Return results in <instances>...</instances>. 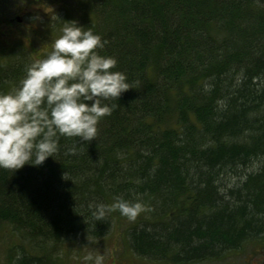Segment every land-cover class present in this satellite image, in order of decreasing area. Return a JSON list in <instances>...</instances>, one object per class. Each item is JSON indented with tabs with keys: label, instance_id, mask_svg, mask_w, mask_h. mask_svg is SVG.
Masks as SVG:
<instances>
[{
	"label": "trees",
	"instance_id": "obj_1",
	"mask_svg": "<svg viewBox=\"0 0 264 264\" xmlns=\"http://www.w3.org/2000/svg\"><path fill=\"white\" fill-rule=\"evenodd\" d=\"M72 1L65 19L100 34L97 51L130 87L104 101L115 107L94 138L60 135L42 164L0 167V223L19 235L8 264H56L64 240L104 236L122 214L97 218L95 205L116 198L141 204L125 236L155 262L217 259L262 238L264 164L241 171L264 156V0ZM27 65L0 62V92ZM228 174L244 179L230 187Z\"/></svg>",
	"mask_w": 264,
	"mask_h": 264
},
{
	"label": "clouds",
	"instance_id": "obj_2",
	"mask_svg": "<svg viewBox=\"0 0 264 264\" xmlns=\"http://www.w3.org/2000/svg\"><path fill=\"white\" fill-rule=\"evenodd\" d=\"M64 21L51 51L26 66L18 87L0 92V167L42 164L58 150L60 135L94 138L98 120L115 107L104 101L130 87L126 74L113 70L116 58L97 51L106 42L100 34ZM113 208L132 218L141 204L116 198L111 205L97 203L93 215L103 217ZM103 262L99 253L93 264Z\"/></svg>",
	"mask_w": 264,
	"mask_h": 264
},
{
	"label": "rangeland",
	"instance_id": "obj_3",
	"mask_svg": "<svg viewBox=\"0 0 264 264\" xmlns=\"http://www.w3.org/2000/svg\"><path fill=\"white\" fill-rule=\"evenodd\" d=\"M71 1L0 0V62H14L23 58L30 64L32 60L46 56L66 22L67 6ZM263 164L264 156L251 159L241 173H254ZM243 179L240 175L228 174L223 177V182L234 187ZM142 213L143 210H140L132 218L116 214L110 230L100 238L77 234L64 240L56 264H93L99 253L104 256L103 264H167L134 254L128 246L125 228ZM18 238V232L10 224L0 223V264H8V249ZM89 255L92 258L85 259ZM193 264H264V235L243 243L238 249L217 259Z\"/></svg>",
	"mask_w": 264,
	"mask_h": 264
}]
</instances>
